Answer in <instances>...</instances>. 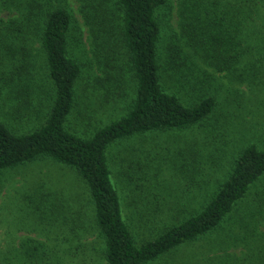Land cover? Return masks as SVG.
Masks as SVG:
<instances>
[{"label":"trees","instance_id":"obj_1","mask_svg":"<svg viewBox=\"0 0 264 264\" xmlns=\"http://www.w3.org/2000/svg\"><path fill=\"white\" fill-rule=\"evenodd\" d=\"M55 1L36 0L31 15H25L16 27L17 33L0 22L2 30L6 29L0 34L4 49L11 37L23 44L15 50L9 44L11 53L6 52L8 61L9 55L21 51L8 70L11 92L33 90L39 96V90H48L46 105L39 112H31L33 99L25 96H17L11 119L0 111V170L49 157L73 168L83 180L89 209L83 217L77 212L71 222L69 216L63 217L68 224V247L61 264H150L203 239L211 241L215 249L210 264H260L263 254H256L254 262L249 253L256 252L252 240L258 236L259 213L247 212V220L241 202L264 176V141L245 139L224 179L211 187L208 201L186 219H178L168 202L162 204V194L157 191L164 188L158 180L164 164L165 169L178 168L184 173L194 168L197 174L208 165L197 161L196 153L201 135L222 133L216 125H208L209 117L223 108L216 90L228 94L238 90L230 84L224 89L220 73L248 84L258 73L264 74V0L88 1L85 6L90 13L83 12L84 23L97 63L118 70L116 73L128 65L134 82V98L126 114L88 135L69 126L77 105L76 86L90 68L89 62L74 53V46L83 42L75 34L81 26L65 0ZM170 13L176 16V30ZM32 37L40 43L47 84L35 81L32 85L26 80L34 63L28 48ZM206 68L220 75H205L209 73ZM200 71L206 80L195 74ZM234 73L242 76H232ZM209 77L216 85L213 92L205 86ZM32 122L35 126L28 127ZM184 129L192 135V145L166 144L162 150H158L160 146L156 150L125 146L137 134ZM114 144L123 147V154L121 150L118 154L128 208L111 180ZM187 152L194 155L189 162ZM195 177L193 186L198 183ZM60 206L55 198L48 207L55 218ZM143 235L138 243L136 236ZM239 246L245 248L242 253L235 250Z\"/></svg>","mask_w":264,"mask_h":264},{"label":"rangeland","instance_id":"obj_2","mask_svg":"<svg viewBox=\"0 0 264 264\" xmlns=\"http://www.w3.org/2000/svg\"><path fill=\"white\" fill-rule=\"evenodd\" d=\"M35 1L0 0V22L9 25L16 32L15 29L23 21L24 16L31 15L30 10L35 6ZM88 1L91 0H65L73 11L78 25L81 26L75 34H80L83 42L80 46H74L77 47L74 48V53L90 64V68L82 74L83 77L76 86L77 105L69 118V126L73 131L86 135L91 134L97 127L125 115L134 98L132 97L134 82L128 65L124 68L120 64L123 70L121 73H116L118 70L97 63L96 53L93 52V40L90 43L88 26L84 23L83 12L90 13L85 6ZM171 1L175 4L174 0ZM168 9L170 11V6ZM163 12L166 13L167 9ZM169 17L172 18H170L172 27L176 30V16L170 13ZM2 28L0 27V34L6 30ZM32 39L34 41L28 48L34 63L31 68L32 73L25 75L26 80L29 83L32 81V85L35 81L38 85L43 82L47 84L46 74L41 68L43 61L40 43L36 37ZM21 41L19 38L11 37L4 42L5 49L2 47L3 41H0V111L8 119H11L9 113L14 117L17 96L33 99L31 112H39L40 107H44L47 101L48 90L45 88L39 90L41 91L39 96L34 95L33 90L24 94L11 92L12 89L7 80V75L10 74L8 70L11 68V63L19 60L21 51L18 50L14 55H9L8 61L6 52L7 54L10 52L9 44L15 50V47L19 48L23 45ZM121 52L119 49V53ZM206 69L209 73L205 75H214L217 78L221 74L222 78L219 82L224 85V89L230 84L238 90L230 91V94L224 93L223 90H216L223 101V108L209 117L208 125H216L222 133L214 135L216 132L210 131L211 134L205 133L200 136L202 143L199 142L201 146L196 153V160L208 163L205 170L197 174L193 168L184 173L178 168L165 169L164 164L162 173L158 175L159 183L164 186L157 191L160 195L162 194L160 202L164 205L168 202L180 220L191 216L208 201L211 196V187L213 188L224 179L226 170L231 167L236 153L246 142L245 139L264 141V74L258 73L260 76L255 75V80L248 84V81H241V78L230 79L229 73L228 75L210 73L211 69ZM195 74L202 80L207 79L203 77L201 71ZM236 74L242 76V73H234L232 76ZM207 81H205L206 89L208 87L210 92H213L216 87L214 80H210L209 77ZM221 92L224 96H221ZM49 94H52L50 89ZM20 110L19 113L22 114ZM18 119L25 121L23 118ZM33 126L35 123L32 122V125L28 127ZM191 137L192 135L185 129L150 133V135L144 133V135L137 134L132 137L125 146L151 150H156L155 147L160 146L161 149L158 148V150H162V146L166 144L171 147L184 142L192 145ZM118 150H121L120 155H122L123 147L114 144L111 152L114 160L111 164L113 170L111 180L122 195L125 208H128V189L124 178L120 175ZM162 152L165 153L164 149ZM193 152L186 153L185 158L188 162L193 159ZM179 161L183 162L182 159ZM194 176L198 180L195 186L191 185V179ZM184 178L188 185L185 184ZM251 189L252 194L241 202V212L245 218L249 211L259 213L258 236L256 240H252L256 242V252L249 253L251 261L254 262H257L256 254L262 253L263 255H259L260 258L263 256L260 264H264V176H261ZM55 198H58L61 203L57 218L48 209ZM88 209V194L83 180L73 168L65 164L45 157L0 170V264H61L68 247L65 241L68 224L63 217L69 216L71 222L77 212L83 217ZM165 217L168 219L167 215ZM226 236L227 233L221 237ZM143 237L144 235L136 236V241L141 243ZM204 241L203 239L194 245H186L167 258L150 264H210L214 253L212 250L215 249L211 241H205V243ZM217 242L220 244L219 241ZM235 250H242V253L245 248L239 246Z\"/></svg>","mask_w":264,"mask_h":264}]
</instances>
